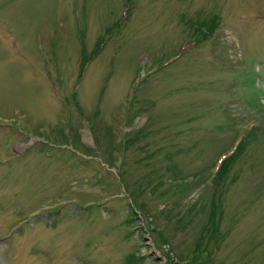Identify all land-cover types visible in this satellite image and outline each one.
I'll return each instance as SVG.
<instances>
[{
    "label": "rangeland",
    "instance_id": "obj_1",
    "mask_svg": "<svg viewBox=\"0 0 264 264\" xmlns=\"http://www.w3.org/2000/svg\"><path fill=\"white\" fill-rule=\"evenodd\" d=\"M130 252L264 264V0H0V264Z\"/></svg>",
    "mask_w": 264,
    "mask_h": 264
},
{
    "label": "trees",
    "instance_id": "obj_2",
    "mask_svg": "<svg viewBox=\"0 0 264 264\" xmlns=\"http://www.w3.org/2000/svg\"><path fill=\"white\" fill-rule=\"evenodd\" d=\"M126 16H123L122 18L125 19ZM119 19V18H118ZM115 20L113 21L110 25L105 27V30L103 32V34L101 36H99L96 40L95 43V47L91 50V51H87L86 46L84 44V41H82L81 44V53H80V58H79V62H80V66L82 71H84L87 67V65L97 56V54L101 51L105 41L111 37V33H112V28L117 26L119 24V20ZM217 25V17H213L211 19V21H199L196 24L195 27V33L196 34V38H194L193 40H191L192 44L198 43L201 40L207 38L208 36H210L214 30L215 27ZM200 34V37L198 38ZM89 52V53H88ZM252 127L248 130L249 132L251 131ZM248 132V133H249ZM245 135H241L240 138L236 141V144L233 148L232 151L227 152L226 154H222L221 158L217 160L216 164L213 166V173H212V180L213 183L215 184V186L219 187L220 185V180L224 179V177L227 176V165L229 164V162L231 161V159L234 157V155L237 153V150L240 148L241 145H243L244 143V137ZM226 172V173H225ZM224 174V176H222ZM217 196L215 195L214 199H212V203H211V208H210V212H209V218L206 222V225L204 227V229H206L209 225H213V228L215 230L216 228V223L219 221H216V211L218 209L219 206V202L218 199L216 198ZM134 219V215L132 217H128L126 218V222H131ZM202 237V235H201ZM199 251V249L194 250V254H196ZM143 255H136L135 252H130L125 256V264H130L132 261L137 260V259H142Z\"/></svg>",
    "mask_w": 264,
    "mask_h": 264
}]
</instances>
